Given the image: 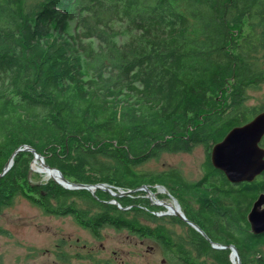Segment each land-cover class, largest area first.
Masks as SVG:
<instances>
[{
  "label": "trees",
  "instance_id": "1",
  "mask_svg": "<svg viewBox=\"0 0 264 264\" xmlns=\"http://www.w3.org/2000/svg\"><path fill=\"white\" fill-rule=\"evenodd\" d=\"M263 83L264 0H0V173L29 145L69 181L127 191L32 183L33 154L19 150L0 176V212L23 196L97 239L111 228L155 240L174 264H232L211 242L233 244L241 264H264V232L253 234L246 218L264 172L231 183L209 159L263 109L247 105ZM197 145L206 150L198 180L142 168ZM143 185L150 197L165 187L208 238L156 215L164 208L141 196Z\"/></svg>",
  "mask_w": 264,
  "mask_h": 264
},
{
  "label": "rangeland",
  "instance_id": "2",
  "mask_svg": "<svg viewBox=\"0 0 264 264\" xmlns=\"http://www.w3.org/2000/svg\"><path fill=\"white\" fill-rule=\"evenodd\" d=\"M247 105L264 109V83L249 90ZM205 157L204 146L197 145L190 152H161L142 168L152 171L178 168L187 180L194 181L203 175ZM37 165H41L40 162ZM47 175L34 168L29 178L32 183H39L52 179ZM153 189L155 195L152 197L151 192L149 196L146 192L141 196L166 210L160 203H172L168 194L159 192L157 186ZM77 202L84 205L82 200L77 199ZM166 225L176 232L183 231L178 226ZM0 227L7 231L0 234V264H174L168 261L155 240L140 239L127 231L111 228L103 230L102 238L97 239L78 226L71 216L45 214L23 196H18L12 205L0 212Z\"/></svg>",
  "mask_w": 264,
  "mask_h": 264
},
{
  "label": "water",
  "instance_id": "3",
  "mask_svg": "<svg viewBox=\"0 0 264 264\" xmlns=\"http://www.w3.org/2000/svg\"><path fill=\"white\" fill-rule=\"evenodd\" d=\"M263 136L264 109L256 113L246 123L231 128L221 141L212 145L209 153V159L212 166L220 170L224 174L226 179L231 183L253 181L258 175L264 172V147L260 145ZM19 150L31 151L33 154L32 162L37 160L43 167L55 170L58 174V178L52 177V179L66 189H86L93 195H95L96 189H101L108 192L111 196H122L127 192H115L113 190V186L107 183L85 184L69 181L64 177L59 169L47 165L44 162L43 157L29 145L18 148L11 154V156L3 166L0 176L11 167L13 163V156ZM31 170L32 168L30 167V171ZM155 186L165 189V187H163L162 185ZM140 189L144 190L149 196L151 190L147 185H143ZM167 194L171 199L172 205H174V207L166 208V210L156 212L155 214L158 216H178L190 227L208 238L199 225L187 219L177 199L168 191ZM109 202L115 203L119 208H122L120 204L115 200H111ZM164 207L166 206L164 205ZM246 218L250 226V231L253 234H260L264 232V192L259 193L257 198L253 201ZM211 246L217 249L228 248L230 250V262L232 264H241L239 253L233 244L224 245L218 244L216 242H211ZM234 257H236L237 262L234 261Z\"/></svg>",
  "mask_w": 264,
  "mask_h": 264
},
{
  "label": "bare ground",
  "instance_id": "4",
  "mask_svg": "<svg viewBox=\"0 0 264 264\" xmlns=\"http://www.w3.org/2000/svg\"><path fill=\"white\" fill-rule=\"evenodd\" d=\"M111 81V80H110ZM106 83V82H105ZM108 83V82H107ZM128 83V82H127ZM143 167V166H142ZM31 168H32V171L34 170V168L35 169H38V170H40V171H43V172H47L48 173V175L46 176L47 178H49V177H51V176H54L55 178H58V174H57V172L55 171V170H51V169H47V168H45V167H43L42 165H37L36 164V161H34V162H32V164H31ZM149 170V169H148ZM158 188V191L159 192H165L166 194H167V191H165V189H163V188H161V187H157ZM116 192V191H115ZM161 205L162 206H166L165 208H173L174 207V205H172V203H167V202H165V201H162V203H161ZM234 259V261L235 262H237L236 261V257H234L233 258Z\"/></svg>",
  "mask_w": 264,
  "mask_h": 264
},
{
  "label": "flooded vegetation",
  "instance_id": "5",
  "mask_svg": "<svg viewBox=\"0 0 264 264\" xmlns=\"http://www.w3.org/2000/svg\"><path fill=\"white\" fill-rule=\"evenodd\" d=\"M76 224H77V223H76ZM77 225L80 226L79 224H77ZM80 227L88 231V229H86V228H84V227H82V226H80ZM84 246H85V245H83L82 248H84Z\"/></svg>",
  "mask_w": 264,
  "mask_h": 264
}]
</instances>
